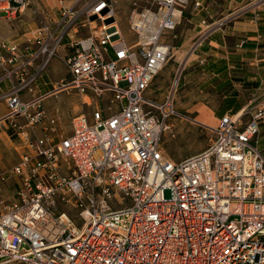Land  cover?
<instances>
[{"label":"built area","instance_id":"2783aa9c","mask_svg":"<svg viewBox=\"0 0 264 264\" xmlns=\"http://www.w3.org/2000/svg\"><path fill=\"white\" fill-rule=\"evenodd\" d=\"M37 1L0 0V16L14 20ZM57 1L56 20L22 42L0 41V84H9L1 120L21 152L11 170L0 168V264H264V156L255 141L264 100L221 117L204 151L174 163L160 144L177 115L179 81L159 103L145 97L190 0L133 11L131 44L114 0ZM201 24L192 52L225 20ZM54 59L67 76L41 93ZM71 91L90 115L73 116L69 136H38L44 100Z\"/></svg>","mask_w":264,"mask_h":264},{"label":"crops","instance_id":"0c3cea01","mask_svg":"<svg viewBox=\"0 0 264 264\" xmlns=\"http://www.w3.org/2000/svg\"><path fill=\"white\" fill-rule=\"evenodd\" d=\"M63 1L66 6L74 2ZM194 1H201L202 8L197 12L192 9L194 33L190 40L204 34L205 26L201 21L212 24L225 20V26L205 34L201 45L193 50L186 64L188 71L184 76L183 95L178 97L180 101L175 104V111L177 114L184 111L190 116L183 118L194 117L199 124L208 122L214 130L224 115H234L249 104L264 100V4L259 0ZM46 5L52 10L49 22H53L59 17V2L46 0ZM255 14L260 17L258 22L253 21ZM24 35L14 41L22 42ZM57 84L55 82L50 91L39 85V92H51ZM8 89L9 84L5 89L0 88V94ZM6 112V105L0 101V125L4 124L1 118ZM255 141L264 156V122Z\"/></svg>","mask_w":264,"mask_h":264},{"label":"rangeland","instance_id":"374dc122","mask_svg":"<svg viewBox=\"0 0 264 264\" xmlns=\"http://www.w3.org/2000/svg\"><path fill=\"white\" fill-rule=\"evenodd\" d=\"M148 1L114 0L119 27L122 29L125 40L130 44L133 43L134 37L128 27L129 17L133 11H140L142 8L147 7ZM192 2L193 0H190L189 4L186 5L185 15H183L180 26L174 32L175 38H172V36L166 37L165 40L168 41L172 48L170 60L150 85L148 93H152V95L148 93L145 95L158 103L163 101L165 95L173 87L175 77L179 81V86L174 96L175 104L180 101L178 97L183 95L184 76L188 71L186 64L192 55L191 45L194 42V40L189 39L194 33V27L191 23L193 18ZM51 15L52 10L46 5V0H38L36 4L25 10L14 20H7L4 16H0V39L7 41L16 40L40 23H48ZM66 76V69L62 63L54 59L40 79L39 85L46 91H50L55 82L59 83L60 79ZM5 87H8L7 82L0 84V88L5 89ZM43 104L45 120L41 128L36 132L38 136H41L43 132L53 137L69 136L71 135L72 117L79 113H86L89 116L91 113L89 109L81 105L80 98L74 91L70 93L58 92L55 96L44 100ZM107 106H109L108 103L103 104V107ZM184 115L190 116L184 111H180L179 114L171 118L168 121L170 130L164 132L161 138L160 145L162 146L163 154L174 163L204 151L209 144V140L214 136V130L210 128L208 122L202 125L197 123L193 119L194 117L192 119L183 118ZM17 142L13 131L11 132L4 124H1L0 168L3 171L11 170L18 162L21 152L18 149L19 144ZM15 187V181L10 180L6 185L5 194L11 196ZM65 211L72 213L68 210Z\"/></svg>","mask_w":264,"mask_h":264}]
</instances>
